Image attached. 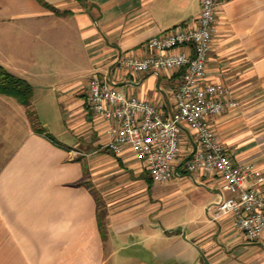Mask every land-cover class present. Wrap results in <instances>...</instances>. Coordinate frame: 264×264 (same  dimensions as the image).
Here are the masks:
<instances>
[{
	"label": "crops",
	"instance_id": "1",
	"mask_svg": "<svg viewBox=\"0 0 264 264\" xmlns=\"http://www.w3.org/2000/svg\"><path fill=\"white\" fill-rule=\"evenodd\" d=\"M199 11L200 0H0V66L32 88L23 104L0 94V264H264V240L206 211L230 196L220 180L152 181L129 148L104 147L107 124L87 105V79L108 74L167 118L179 72L131 75L112 62L145 56L151 37L192 27ZM205 77L234 104L212 119L216 137L263 176L264 0L218 8ZM193 145L184 129L178 168Z\"/></svg>",
	"mask_w": 264,
	"mask_h": 264
},
{
	"label": "built area",
	"instance_id": "2",
	"mask_svg": "<svg viewBox=\"0 0 264 264\" xmlns=\"http://www.w3.org/2000/svg\"><path fill=\"white\" fill-rule=\"evenodd\" d=\"M227 1L200 0L192 27L151 37L145 56L113 60L114 70L131 75L179 72L167 118L154 105L125 95L108 74L87 79V105L107 124L104 147L112 154L129 148L144 163L152 181L163 183L193 173L220 180L230 196L220 197L206 211L212 219L230 217L242 239L259 242L264 240V175L255 176L247 165L233 163L219 142L211 121L234 104L221 101L225 89L205 79L217 10ZM184 129L192 134L194 145L178 168Z\"/></svg>",
	"mask_w": 264,
	"mask_h": 264
},
{
	"label": "trees",
	"instance_id": "3",
	"mask_svg": "<svg viewBox=\"0 0 264 264\" xmlns=\"http://www.w3.org/2000/svg\"><path fill=\"white\" fill-rule=\"evenodd\" d=\"M0 94L10 95L23 104L30 99L32 88L27 82L12 76L0 66Z\"/></svg>",
	"mask_w": 264,
	"mask_h": 264
},
{
	"label": "rangeland",
	"instance_id": "4",
	"mask_svg": "<svg viewBox=\"0 0 264 264\" xmlns=\"http://www.w3.org/2000/svg\"><path fill=\"white\" fill-rule=\"evenodd\" d=\"M66 52H65V50H62V51H60L59 52V55L61 56L62 54L64 55ZM63 77L64 78H66V77H71V75H67V74H65V75H63ZM54 79H51V80H49L50 82H48V83H46V85L48 86V88H46V89H43V93H45L44 91H46V95H49L50 93V86L52 85V81H53ZM49 93V94H48ZM50 95L49 96H47V100H45V99H43L44 100V102H43V104H45V102H48L49 100H50ZM36 101V100H35ZM35 101L32 103V104H34L35 103ZM43 109H44V107H43ZM45 110V109H44ZM42 120L45 122V123H47V130L48 131H52V132H54L55 133V130H56V128L58 127L59 128V132L61 131V124H57V121H56V118H55V116L54 115H52L51 113H45V111H43V114H42ZM64 131H65V135H66V133H67V130L66 129H64ZM179 214H178V217H179V219H185V214H183V212L182 211H180V212H178ZM187 214V213H186ZM173 214L171 213V215L170 216H172Z\"/></svg>",
	"mask_w": 264,
	"mask_h": 264
}]
</instances>
